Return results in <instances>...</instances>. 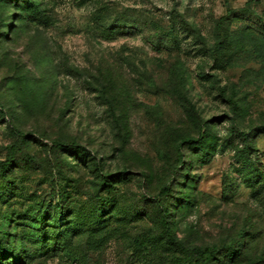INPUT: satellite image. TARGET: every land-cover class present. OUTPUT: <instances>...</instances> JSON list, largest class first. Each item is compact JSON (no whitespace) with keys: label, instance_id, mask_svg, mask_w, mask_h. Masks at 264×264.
Returning <instances> with one entry per match:
<instances>
[{"label":"rangeland","instance_id":"rangeland-1","mask_svg":"<svg viewBox=\"0 0 264 264\" xmlns=\"http://www.w3.org/2000/svg\"><path fill=\"white\" fill-rule=\"evenodd\" d=\"M9 160L0 264H264V0H0Z\"/></svg>","mask_w":264,"mask_h":264},{"label":"trees","instance_id":"trees-1","mask_svg":"<svg viewBox=\"0 0 264 264\" xmlns=\"http://www.w3.org/2000/svg\"><path fill=\"white\" fill-rule=\"evenodd\" d=\"M251 3H247V6H250ZM248 9H242L241 12H246ZM233 14V11L232 10H228L227 12V15L226 17H222L219 19V21L217 22V29H219L220 27V24L222 22H224L225 20L228 19V17H230L231 15ZM224 46V44H220L217 46V48L215 49L217 52L220 51V49H222V47ZM20 134V133H18ZM21 135V134H20ZM61 149L64 147L63 145H58ZM181 161V159H180ZM10 163V160L7 161V162H3V163H0V170L2 173H5L6 170H7V167ZM102 187L104 188H108L109 187V182H108V177L107 176H104L103 177V181H102ZM167 216V215H166ZM163 232L165 234V237H167V240L169 242V244L171 245H174L177 250H179V252H185V253H188V258H193L194 256H199L203 261H204V256L205 255H212V254H216L220 251L219 248L217 247H213L212 249H205V251H201L199 249H191L190 251L187 250L184 246V244L182 242H179V241H176L172 235V232H171V229L168 225V222L167 221H163ZM155 240H160V238H155ZM181 260L180 259H176L174 261V264H181Z\"/></svg>","mask_w":264,"mask_h":264}]
</instances>
